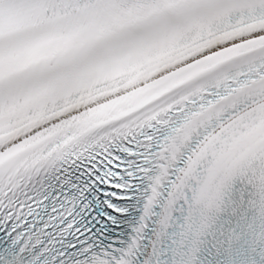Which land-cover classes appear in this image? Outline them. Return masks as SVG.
<instances>
[{
  "label": "snow or ice",
  "instance_id": "6c2138e0",
  "mask_svg": "<svg viewBox=\"0 0 264 264\" xmlns=\"http://www.w3.org/2000/svg\"><path fill=\"white\" fill-rule=\"evenodd\" d=\"M264 264V0H0V264Z\"/></svg>",
  "mask_w": 264,
  "mask_h": 264
}]
</instances>
